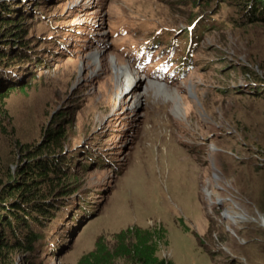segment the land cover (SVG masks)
Wrapping results in <instances>:
<instances>
[{
	"label": "rangeland",
	"instance_id": "1",
	"mask_svg": "<svg viewBox=\"0 0 264 264\" xmlns=\"http://www.w3.org/2000/svg\"><path fill=\"white\" fill-rule=\"evenodd\" d=\"M10 1L0 0L2 11L11 6L16 17L15 23L7 12L12 28L0 22V33L10 28L14 38L0 43L4 50L12 42L0 60V87L21 84L2 97L0 174L15 167V154L18 161L25 157L18 144L31 147L53 133L64 141L62 153L67 149L52 162L60 172L69 158L63 173L70 179L57 181L60 174L50 171L45 184L82 188L81 197L56 198L32 263L77 264L99 239L112 246L115 232L138 226L160 229L156 254L173 264H264V209L256 208L264 191V92L246 87L264 81L262 14H253L254 23L247 15L238 27L227 21L233 8L216 0ZM195 19L188 47L186 27ZM101 31L114 45L98 42ZM151 38L164 44L158 53L177 41L175 54L189 56L176 59L185 74L162 81L133 68L128 55L145 53ZM95 48L107 63L116 56L129 66L124 83L140 73L143 79L130 85L140 101L133 103V95L114 100L112 70L92 72L94 62L82 57ZM163 59L155 60L160 68ZM149 79L176 89L177 108L167 94L147 91ZM17 255L23 253L11 251L9 258ZM113 264L128 263L117 258Z\"/></svg>",
	"mask_w": 264,
	"mask_h": 264
},
{
	"label": "trees",
	"instance_id": "2",
	"mask_svg": "<svg viewBox=\"0 0 264 264\" xmlns=\"http://www.w3.org/2000/svg\"><path fill=\"white\" fill-rule=\"evenodd\" d=\"M7 1L8 0H6V2ZM236 1L237 0H216L217 6H219L218 3H221V6H225L226 8L231 6L233 8V14L229 15L227 21L241 27L248 21L247 15H250L249 23L258 21L256 20L258 18L253 16V14H257L258 12L262 14V17L259 19L264 20V0H261V4L258 6H256L255 0ZM10 3L11 1L9 0V4ZM252 3L255 6L252 5ZM237 4L240 5L237 7ZM19 6L21 5L18 2L16 7L18 8ZM9 8L10 9H8V11L6 10V13H4L2 11L4 7H0V22L5 25H10V21L7 20V12L9 11L11 12L10 17L16 23V17L12 14L14 13V8L11 6ZM18 10H22V8ZM10 28H12V25H10ZM10 28L0 33V43L6 44L14 39L10 37L12 35V33H10ZM8 30L10 31L8 32ZM11 43H9L4 50L3 47L0 46V60L8 57L7 53L11 50ZM13 43H15V40ZM27 45L28 44H26V46ZM12 57H14V54H12ZM6 69H8L7 65L4 66L3 70ZM2 72L3 71L0 69V73ZM8 73L17 77L16 73L11 69L8 70ZM16 86L17 85L12 83L0 88V115L4 112L1 103L3 95ZM258 89L260 93L264 92V81H261ZM5 118L9 119L10 117L5 116ZM0 120V125L3 130L4 115L1 116ZM8 123H10V121ZM48 132L49 130L46 131V133ZM49 136L50 134L48 133L44 141L40 143L35 142L31 147L18 144L21 153H24L25 157L18 161L15 154L10 164V166H14L17 162L14 168L11 167L8 169L5 164H2L3 170L4 166H6L7 170L5 175L0 174V230H3L0 231V264H16L18 261L24 260L23 255H17L14 260L10 259L9 255L11 251L23 253V251L30 247V242L34 239L32 232L29 233L28 231L29 228L25 230V232H17L19 224L24 222L21 216L25 215L23 217L26 220V224L35 222L37 224L36 227L40 228L47 218L45 217L46 214L48 211L52 210L51 207H56L55 200L57 197L67 198V196H70V193L73 194L78 191V187L69 186V188L58 190V187L55 185V187H50L45 184L46 181L51 179L50 171L53 175L60 174V176L56 178L57 181L67 179L69 182L70 179L64 174L66 171L70 170L71 161L69 158L63 163V171L60 172L56 168V164L52 162L53 159L66 153L65 148L64 153L61 151L64 141H62L61 136L53 135V133L51 137ZM54 144L55 147H52ZM4 179H6V181H3ZM13 179L17 187L15 186V182L12 185L9 184V181ZM258 196V201L256 202L258 206H256V208L261 207L264 209V191ZM262 213L264 215V212ZM7 229L9 233H7ZM23 230L24 229H22V231ZM5 232L7 235H4ZM12 232H14V234ZM162 237L163 234L160 232V229L148 231L138 226H131L113 234L112 246L105 243L103 239H99L98 242H95L93 248L78 260L77 264H113L117 258H122L128 264H173L170 260L168 261L156 254L158 244L163 240ZM7 258H9L10 261H8Z\"/></svg>",
	"mask_w": 264,
	"mask_h": 264
},
{
	"label": "bare ground",
	"instance_id": "3",
	"mask_svg": "<svg viewBox=\"0 0 264 264\" xmlns=\"http://www.w3.org/2000/svg\"><path fill=\"white\" fill-rule=\"evenodd\" d=\"M140 55H142V52ZM82 57H84L87 61H93L94 62V67L91 70L92 72L94 71L95 68H98V69L103 68V70H105V72H111V70H112L113 77L111 78V81L110 80L108 81V83H109V85L111 84V86H112V82H114L115 85L118 87L115 90L114 100L116 99L118 101H121L123 96L127 97L129 95H133L134 96L133 103H137L138 101H140V93L135 94L132 91V88H130V85L133 84V83H131L132 81L130 80V81H128V83L123 82V78L126 77V75L128 74L127 73L128 69H129V66L125 62H120V61H118L116 56H113V57H111L110 62L107 63L105 61V58L101 55V50L97 49V48H95L94 50L87 51L86 53H84V55ZM177 65H179V66H177ZM83 66H86V65L83 64ZM180 67H181V62H178V64L176 63L173 71H176V69H178ZM134 77H135V75L133 76V78ZM141 77L142 76H140L139 78H141ZM148 82H149L148 86L146 87L147 91L155 90V91H161V92L167 94L168 96L174 98V107L177 108L176 93H174L176 89H173L172 91H170V89H169V87H167V85L159 83L156 80L149 79ZM134 83H136V82H134ZM110 90L112 91V88H110ZM100 101H102V99H100ZM203 147L198 149L197 151L202 150ZM32 240L35 241L36 238H34Z\"/></svg>",
	"mask_w": 264,
	"mask_h": 264
},
{
	"label": "clouds",
	"instance_id": "4",
	"mask_svg": "<svg viewBox=\"0 0 264 264\" xmlns=\"http://www.w3.org/2000/svg\"><path fill=\"white\" fill-rule=\"evenodd\" d=\"M0 80H1V78H0ZM14 85H17V83H18V85H20L21 83H19V81H17V83L16 82H13V81H11ZM1 84V83H0ZM252 84L254 85H251V84H249V85H247L246 87H248L249 89H251V90H258L259 91V89H258V86H259V84H261V82H252ZM7 86V85H6ZM0 88H2V87H0ZM204 140H206V139H204ZM216 140H218V138H216ZM65 149H67L66 148V146H65ZM262 151V150H261ZM261 156L263 157V161H264V151H262L261 152ZM83 158H85V154L83 155ZM84 161H86V159H84ZM90 169H92V170H94V168L91 166V168ZM84 171L85 172H87L85 169H84ZM82 189V188H81ZM81 189H78V191L77 192H75V193H73V194H71L70 193V196H67V198H65V197H62V198H65V199H68L69 197H75V196H80V191H81ZM81 197V196H80ZM58 205H56V207H57ZM55 207V208H56ZM54 207H51V211H48V213L46 214V216L45 217H47L45 220H49L48 218V216H50L53 212V210L55 209ZM45 220H44V222H45ZM43 222V223H44ZM36 223L34 222H31V223H27L26 224V227L25 228H23L24 230H23V232H25V230H27L28 228H29V233L30 232H32V235H34V238H36V240L35 241H31L30 242V247H28L25 251H23V258H24V260L26 261V262H28L29 261V258H30V264H36V262H34V263H32L33 262V255H34V253H35V251H39V245H40V241L43 239V238H45L46 237V235H45V233L43 232V234L42 233H40V228H37L36 227ZM42 227H43V224H42ZM34 228H37V229H34ZM40 236V237H39ZM41 238V239H40ZM16 264H20V263H16Z\"/></svg>",
	"mask_w": 264,
	"mask_h": 264
}]
</instances>
